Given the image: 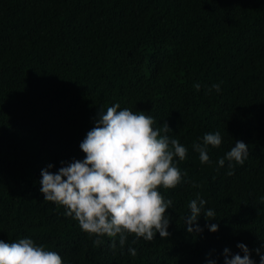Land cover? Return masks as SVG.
Instances as JSON below:
<instances>
[{"label":"trees","instance_id":"trees-1","mask_svg":"<svg viewBox=\"0 0 264 264\" xmlns=\"http://www.w3.org/2000/svg\"><path fill=\"white\" fill-rule=\"evenodd\" d=\"M217 83L220 91H209ZM116 103L151 115L156 127L167 123L188 154L177 160L181 183L160 189L173 201L170 235L129 236L111 249L109 238L94 245L64 208L44 201L39 181L48 165L55 173L83 160L80 142L99 110ZM215 132L222 143L201 164L192 145ZM236 141L249 147L243 165L219 167ZM193 199L206 204L202 231L189 233ZM208 209L216 219H205ZM22 238L64 264H224V249L236 254L240 243L259 264L264 0H0V240Z\"/></svg>","mask_w":264,"mask_h":264},{"label":"clouds","instance_id":"clouds-1","mask_svg":"<svg viewBox=\"0 0 264 264\" xmlns=\"http://www.w3.org/2000/svg\"><path fill=\"white\" fill-rule=\"evenodd\" d=\"M193 86L200 90L199 83ZM213 89L219 92L220 84L211 85L209 91ZM156 123L151 115L113 104L106 111L99 110L94 126L80 142L83 160L61 162L55 173L48 170L52 165L41 170L39 190L44 201L64 208V215L75 220L82 232L96 237L94 245L103 243L101 237L109 238V247L115 249L117 240L123 247L129 236L150 242L157 233L160 238L170 235L167 229L171 217L167 210L173 201L166 200L160 189L171 190L181 183L177 160L184 161L188 149L168 135L171 129L167 123L159 127ZM221 143L219 132L206 133L202 143H194L192 147L200 163L208 164L209 146L218 148ZM248 155V145L236 141L217 163L223 167L228 161V167L232 168L233 162L243 165ZM205 204L204 199H193L188 205L190 214L184 221L189 233L202 231L197 218ZM203 215L206 220L216 219L212 209ZM206 227L215 233L219 226L213 223ZM237 248L240 252L236 254L224 249V264H255L245 244L240 243ZM256 252L259 264H264V254L259 249ZM129 254L135 257L136 249L129 248ZM0 264L64 262L57 252L36 245L30 238H22L11 243L0 240Z\"/></svg>","mask_w":264,"mask_h":264}]
</instances>
